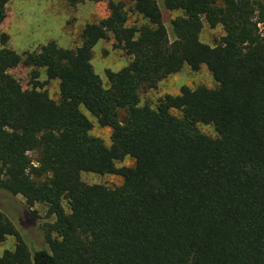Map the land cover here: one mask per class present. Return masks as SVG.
<instances>
[{
    "label": "trees",
    "instance_id": "trees-1",
    "mask_svg": "<svg viewBox=\"0 0 264 264\" xmlns=\"http://www.w3.org/2000/svg\"><path fill=\"white\" fill-rule=\"evenodd\" d=\"M107 8L75 48L49 42L20 55L0 32V190L28 210L46 207L45 247L18 239L0 264H264V1L109 0ZM163 9L182 15L167 27ZM203 21L222 27L218 44L200 41ZM108 35L131 60L106 69L104 85L91 58ZM19 65L33 69L31 89L9 74ZM184 65L206 66L216 87L181 86L155 108L140 105L142 89ZM37 69L58 81L57 102ZM82 109L111 130L110 145L90 134ZM126 157L133 165L118 167ZM82 172L121 184H86ZM10 235L0 212V242Z\"/></svg>",
    "mask_w": 264,
    "mask_h": 264
},
{
    "label": "rangeland",
    "instance_id": "rangeland-1",
    "mask_svg": "<svg viewBox=\"0 0 264 264\" xmlns=\"http://www.w3.org/2000/svg\"><path fill=\"white\" fill-rule=\"evenodd\" d=\"M109 0H76L72 4L70 0H8L6 4V18L0 26V32L9 36L7 47L23 54L26 51L36 50L49 42H55L59 47L75 48L81 44V32L84 26L91 22H97L108 16L107 8ZM264 1V0H263ZM179 11L162 10V21L168 27L169 21L176 16H181ZM135 16L130 21H135ZM138 21L140 24L142 21ZM224 35L221 26L211 28L203 21L199 38L200 41L214 46L219 43ZM113 37L99 40L92 49L91 65L94 72L101 78L104 85H107L104 72L106 69L118 71L127 66L131 57L121 49L113 46ZM33 69L17 66L9 70L23 89H31V72ZM38 81L44 83L43 90L49 98L59 100V85L57 80H47L43 69H37ZM215 88L211 73L206 66H201L198 71H192L187 65L182 69L159 81L155 88H146L140 91V105H148L155 108L158 100L166 95H177L181 86L195 88L197 86ZM88 120L92 123L90 134L99 137L106 145H110L111 130L107 127H100L96 119L86 110L82 109ZM173 113L180 115L179 111ZM124 115L120 112V119ZM198 130L202 133L216 137L212 126L199 124ZM30 157L35 159V154L30 152ZM116 165L132 166L133 159L126 157ZM81 180L86 184H102L114 187L121 184V178L115 175H97L90 172H82ZM65 210L67 204L63 202ZM0 212L14 225L17 235L6 236L0 242V256L5 250H13L18 239H22L31 249L45 247L44 244V223L46 207L42 204L34 205L30 210L25 206L21 196H11L0 190Z\"/></svg>",
    "mask_w": 264,
    "mask_h": 264
}]
</instances>
